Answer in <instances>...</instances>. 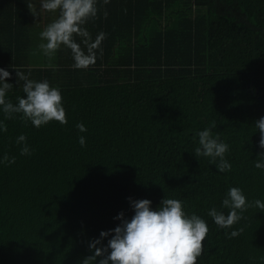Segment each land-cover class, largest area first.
I'll use <instances>...</instances> for the list:
<instances>
[{
	"label": "trees",
	"instance_id": "trees-1",
	"mask_svg": "<svg viewBox=\"0 0 264 264\" xmlns=\"http://www.w3.org/2000/svg\"><path fill=\"white\" fill-rule=\"evenodd\" d=\"M36 5L0 0V68L14 86L7 99L24 95L14 69L47 80L61 89L68 123L37 129L0 112V157L15 158L0 164V264H82L119 213L131 218L130 200L155 209L163 198L207 221L197 264H264V212L250 207L228 229L207 215L227 214L230 187L264 200V170L254 167L264 152L254 126L264 116V0H97L84 27L106 38L95 63L79 69L64 46L44 55L40 33L58 12L41 16ZM211 122L230 146V172L194 155L196 132ZM21 134L30 156L20 155ZM233 230L240 234L229 238Z\"/></svg>",
	"mask_w": 264,
	"mask_h": 264
},
{
	"label": "clouds",
	"instance_id": "clouds-1",
	"mask_svg": "<svg viewBox=\"0 0 264 264\" xmlns=\"http://www.w3.org/2000/svg\"><path fill=\"white\" fill-rule=\"evenodd\" d=\"M39 9L49 13L58 12V17L40 33L43 42L39 47L44 55L50 56L64 46L71 51L74 68H87L95 63L97 51L106 34L100 32L93 39L84 25L97 16V0H40ZM77 36L81 38L80 43L74 38ZM14 71L16 82H23L24 94L16 98L15 104L7 99L8 92L14 87L8 82L12 74L0 68V112L5 114V119L20 115L24 123H30L37 129L52 121L66 125L68 121L61 89L51 86L47 80L36 81L23 72ZM216 126L215 122H211L208 127L196 132L198 146L194 149V155L207 158L219 173L230 172L232 165L225 155L230 146L218 134H213ZM254 126L260 133L259 147L264 149V116ZM76 128L79 133L87 131L83 123H78ZM6 131V124L0 120V133ZM15 142L21 146L20 155L32 154L26 135H19ZM78 143L85 147L86 137L79 135ZM257 158L254 167L264 170V152ZM5 162L15 163V158L5 154L0 157V164ZM253 206L264 212V200L249 202L241 188L230 187L220 206L227 210V214L213 207L207 215L219 228L228 229L237 224L242 219V213ZM130 207L134 213L130 219L125 218L123 212L119 213L114 218L120 222L118 226L101 231L99 238L89 243L93 255L84 259L82 264H97V261L98 264H197L209 231L205 219L195 213H186L183 201L174 198H163L155 209L148 199L130 200ZM239 234V230L226 233L229 238ZM105 239L106 245L102 243Z\"/></svg>",
	"mask_w": 264,
	"mask_h": 264
},
{
	"label": "crops",
	"instance_id": "crops-1",
	"mask_svg": "<svg viewBox=\"0 0 264 264\" xmlns=\"http://www.w3.org/2000/svg\"><path fill=\"white\" fill-rule=\"evenodd\" d=\"M36 7H37V8H39V6H38V5H36ZM39 13L41 14V16H43V15H44V11H43V10H40V11H39ZM40 22H41V24H43L45 21L41 19V21H40Z\"/></svg>",
	"mask_w": 264,
	"mask_h": 264
}]
</instances>
